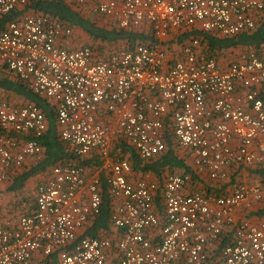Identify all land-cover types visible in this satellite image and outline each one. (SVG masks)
Listing matches in <instances>:
<instances>
[{"label":"built area","instance_id":"1","mask_svg":"<svg viewBox=\"0 0 264 264\" xmlns=\"http://www.w3.org/2000/svg\"><path fill=\"white\" fill-rule=\"evenodd\" d=\"M29 1L0 0V15ZM66 1L123 28L150 27L155 37L98 57L47 14L27 11L0 30V70L51 101L70 151L100 154L109 228L84 234L101 209L100 170L57 161L30 210L4 218L0 209V264H264V216L251 214L264 204V182L241 176L217 195L184 173H165L160 184L131 180L129 160L111 154L123 140L149 159L165 149L168 130L201 178L264 166V56L242 52L221 67L197 38L169 59L162 44L169 30L252 28L264 0ZM46 129L35 103L0 97V182L42 155Z\"/></svg>","mask_w":264,"mask_h":264},{"label":"trees","instance_id":"2","mask_svg":"<svg viewBox=\"0 0 264 264\" xmlns=\"http://www.w3.org/2000/svg\"><path fill=\"white\" fill-rule=\"evenodd\" d=\"M30 11L47 14L55 17L75 29L76 40L80 44L89 45L96 56H105L119 48H133L139 43L151 44L155 37L150 27H120L107 18L92 13L90 7L75 5L66 0H31L22 8L11 10L0 15V30H3L7 22L16 19L21 14ZM193 38L199 40V51L215 57L222 67L225 63L235 60L242 52L253 51L257 56H264V15L255 26L243 29L236 34L222 35L217 30H202L197 26L186 29L169 30L162 44L169 58L176 57L181 44ZM0 89L11 92L25 101L35 103L43 112L47 121V129L39 138L43 147L42 155L31 161V164L14 175L7 191H16L23 188L25 181L30 177L50 168L57 161L75 163L85 166L89 172H93L101 166L102 158L96 151H90L88 155L79 156L68 149L58 137L54 105L47 98L42 97L30 90L22 81L12 79L5 70H0ZM264 100V93H262ZM165 149L149 159H141L133 148L123 140L115 142L111 154L125 157L129 160L133 174H150L155 177L157 183H161L165 173L188 174L191 183L206 193L226 194L238 180L243 166L231 170L229 178L212 180L206 176L199 177L194 166L189 160L190 155L177 151L175 140L170 131L164 132ZM247 174L257 173V181L264 182V166L254 165L244 167ZM102 196V205L99 214L88 224L85 233L97 235L101 230L109 228L110 201L105 183V170L99 172ZM256 217L264 216V204L251 212ZM226 240L223 238L222 243Z\"/></svg>","mask_w":264,"mask_h":264},{"label":"rangeland","instance_id":"3","mask_svg":"<svg viewBox=\"0 0 264 264\" xmlns=\"http://www.w3.org/2000/svg\"><path fill=\"white\" fill-rule=\"evenodd\" d=\"M15 95V94H14ZM13 95V97H14ZM4 99H7L5 97ZM10 101L14 102L10 98ZM39 179V178H38ZM37 177H31L21 188V190L16 191H1L0 192V209L3 214V217L6 218L7 214L10 217L9 213H13L11 209H15V213H25L27 208L29 210L32 208V205L35 201V190L34 187L38 182ZM26 210V211H25Z\"/></svg>","mask_w":264,"mask_h":264},{"label":"crops","instance_id":"4","mask_svg":"<svg viewBox=\"0 0 264 264\" xmlns=\"http://www.w3.org/2000/svg\"><path fill=\"white\" fill-rule=\"evenodd\" d=\"M12 78V77H11ZM13 79V78H12ZM13 93H11V92H7V91H4V90H2V89H0V97L1 98H5V97H7L9 100H10V98L11 99H13V101L15 102V101H18V102H20V101H25L24 99H22L21 97H19V96H17V95H14V97H13ZM31 161L32 160H29V159H27V160H25V163H24V166H23V169L24 168H26V167H28L30 164H31ZM102 166H103V164L101 165V166H99V167H97V170H105V169H103L102 168ZM22 169V170H23ZM245 169H242V171H241V175H240V177L242 176V178L243 179H245V180H247V181H250V180H254V181H257V179H259V175L256 173H252V174H247V172H245L244 171ZM20 172V171H19ZM46 172V170L45 171H43V172H40V173H38V174H36V175H34V176H32V178L33 177H37V179H38V182L43 178V176H44V173ZM18 174V173H17ZM16 175V174H15ZM14 176V175H13ZM13 176L12 177H10L9 178V180L8 181H5V182H0V192L1 191H6L7 190V186L10 184V182H11V180H12V178H13ZM129 177V179H131V180H133V179H135V178H138V177H144L145 179H147V180H151V181H155V182H157L156 181V179H155V177H153L152 175H150V174H144V175H139V174H133L132 172H130V175L128 176ZM31 178V177H30ZM29 178V179H30ZM28 179V180H29ZM27 180V181H28ZM27 181H25V183L27 182ZM37 182V183H38ZM25 185V184H24ZM37 185V184H36ZM36 185H35V187H34V190H35V188H36ZM9 192V191H8ZM33 206H34V204H33ZM11 211H13V213H15V209H11ZM8 215V214H7Z\"/></svg>","mask_w":264,"mask_h":264}]
</instances>
